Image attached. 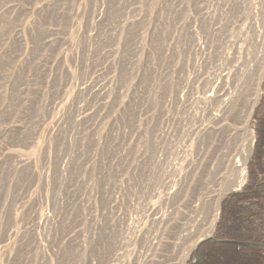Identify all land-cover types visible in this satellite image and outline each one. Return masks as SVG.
Masks as SVG:
<instances>
[{"label":"rangeland","instance_id":"1","mask_svg":"<svg viewBox=\"0 0 264 264\" xmlns=\"http://www.w3.org/2000/svg\"><path fill=\"white\" fill-rule=\"evenodd\" d=\"M191 12L186 0H0V264L108 263L110 204L95 207L91 189L120 207L139 142L151 168L153 81L161 99ZM247 137L206 134L207 160L247 155ZM131 249L128 264L140 256ZM195 249L176 247L175 264Z\"/></svg>","mask_w":264,"mask_h":264},{"label":"built area","instance_id":"2","mask_svg":"<svg viewBox=\"0 0 264 264\" xmlns=\"http://www.w3.org/2000/svg\"><path fill=\"white\" fill-rule=\"evenodd\" d=\"M186 4L199 7V13H190L183 55L173 50L168 90L161 99L160 77L153 81L157 122L151 168L145 164V144L139 142L137 168L130 176H120V207H111L114 194L108 198L91 189L95 207L110 204L109 229L116 235L107 264H128L131 248L140 249L134 264H175V248H197L212 237L222 202L248 183L256 111L264 100V0ZM178 38L172 32L171 43L177 44ZM210 133L247 135L248 154L231 157L221 168L216 160H207L203 137ZM76 184L71 190L76 191ZM58 195L62 203L69 199L68 192ZM116 210L121 219L114 218ZM190 254L185 253V261Z\"/></svg>","mask_w":264,"mask_h":264},{"label":"trees","instance_id":"3","mask_svg":"<svg viewBox=\"0 0 264 264\" xmlns=\"http://www.w3.org/2000/svg\"><path fill=\"white\" fill-rule=\"evenodd\" d=\"M257 142L250 164V181L224 199L215 238L264 245V100L256 111ZM197 264H264V248L207 242Z\"/></svg>","mask_w":264,"mask_h":264},{"label":"water","instance_id":"4","mask_svg":"<svg viewBox=\"0 0 264 264\" xmlns=\"http://www.w3.org/2000/svg\"><path fill=\"white\" fill-rule=\"evenodd\" d=\"M264 151V148H263ZM207 242H215V243H231V244H235V245H240V246H248V247H261L264 248V245H260V244H256V243H245V242H237V241H221V240H217L215 237H210L206 240H204L196 249L194 252V259L193 262H191L190 264H197L199 258H198V250L200 248V246L204 243Z\"/></svg>","mask_w":264,"mask_h":264},{"label":"bare ground","instance_id":"5","mask_svg":"<svg viewBox=\"0 0 264 264\" xmlns=\"http://www.w3.org/2000/svg\"><path fill=\"white\" fill-rule=\"evenodd\" d=\"M119 215V214H118ZM122 216V215H121ZM100 224V223H99ZM97 225V224H96Z\"/></svg>","mask_w":264,"mask_h":264}]
</instances>
